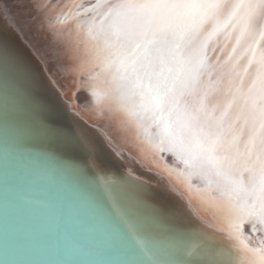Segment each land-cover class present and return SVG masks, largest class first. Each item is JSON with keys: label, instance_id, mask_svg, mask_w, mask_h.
Wrapping results in <instances>:
<instances>
[{"label": "snow or ice", "instance_id": "obj_1", "mask_svg": "<svg viewBox=\"0 0 264 264\" xmlns=\"http://www.w3.org/2000/svg\"><path fill=\"white\" fill-rule=\"evenodd\" d=\"M0 20L34 50L0 40V264H264V0H0ZM48 72L99 126L41 115ZM36 139L57 152L23 189Z\"/></svg>", "mask_w": 264, "mask_h": 264}, {"label": "water", "instance_id": "obj_2", "mask_svg": "<svg viewBox=\"0 0 264 264\" xmlns=\"http://www.w3.org/2000/svg\"><path fill=\"white\" fill-rule=\"evenodd\" d=\"M8 2H10V0H8ZM46 23H48V21H46ZM29 39L30 37L26 33H20L18 35L16 32L12 31L3 20H0V40H5L17 50L23 51L28 56H32V52L34 50L30 49L28 46ZM33 60L36 63H39L35 57H33ZM47 76L52 77V83L48 84L44 88H41L38 96L36 97L41 106H47L46 111L41 113V115H46L49 119H54L58 126L65 129L75 128L78 123L84 121H87L89 124L99 126V121L94 113L88 108L81 107L83 103L82 99H78V97H80V93H77L76 96H72L70 93V85L67 84L63 77H57L51 72H48ZM53 85L55 86L53 87ZM53 104L57 106L55 111L52 110ZM32 118L33 113L27 101L21 100L18 108V119L22 123H27ZM25 148L27 151L21 154L20 164L18 165V175L21 179V188L27 189L29 187H42L44 177L37 174L32 169L29 154L45 151H52L53 153H56L57 146L55 144L50 145L46 141L36 139L28 142L25 145ZM100 159L102 165L106 169L110 170L111 173L116 175L122 174L129 168L134 167L131 164L126 166L107 151L101 154ZM168 161L169 163L171 162L170 157H168ZM135 172L137 175L141 176L142 179L148 181L153 186L154 197L159 202L170 205L177 203L176 197L172 196V194L165 189L164 184L161 182L162 180H168L167 176H163L159 173L153 175L152 173L139 168H135ZM169 183L172 184L173 191L176 193V196H180L182 190L171 181H169ZM193 209H195L194 204ZM245 232L246 234H250L248 226H245Z\"/></svg>", "mask_w": 264, "mask_h": 264}]
</instances>
